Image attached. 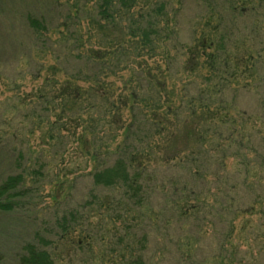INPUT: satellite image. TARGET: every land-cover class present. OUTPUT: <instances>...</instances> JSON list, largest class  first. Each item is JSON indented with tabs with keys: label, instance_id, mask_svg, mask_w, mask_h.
Returning <instances> with one entry per match:
<instances>
[{
	"label": "rangeland",
	"instance_id": "1",
	"mask_svg": "<svg viewBox=\"0 0 264 264\" xmlns=\"http://www.w3.org/2000/svg\"><path fill=\"white\" fill-rule=\"evenodd\" d=\"M83 1L0 0V184L10 175L23 176L21 190L13 196L12 209L0 211V264H18L26 243L50 252L55 264H126L124 260L130 258V245L136 251L141 249L140 255L151 264H199L204 260L206 264V247L210 243L206 239V206L190 219L191 225H186L179 217L172 225H166L161 218L163 210L156 205L163 197L152 192L150 208H141L139 213L144 216L133 220L139 216L129 211L122 190L94 184L92 173L111 164L125 146L124 126L131 118L132 100L127 106H121L119 100L129 99L130 87L139 90L137 82L145 89L147 80L141 66L153 71L157 66L168 69L166 88L174 87L176 95L182 94L183 89L188 96L196 95L199 89L206 90V50L198 45L201 40L205 42L206 33L211 34L206 20L213 17L210 26L214 25L224 0H148L147 7L154 10L158 25L168 24V39L159 43L163 47L157 50L159 55L125 59L118 65L112 62L113 74L101 79L112 89L115 106L111 110L109 104L97 97L89 101L93 108L87 113L81 112L79 116L75 111L72 116L61 115L59 98H54L49 105L40 94L43 92L50 97L55 87L65 80L72 86L89 88L91 82L69 76L75 77L80 68L84 69L80 56L106 47V40L95 30L96 7L93 1L86 4ZM75 3L80 5L76 15L70 10ZM160 3L164 4L162 14L155 11ZM224 14L227 16L223 29L231 30V36L226 37L228 64L234 66L248 47L259 49L264 36L257 39L248 36L254 17L232 19L234 17L228 13ZM30 15L43 22L46 27L43 35L48 39L33 35L28 23ZM259 27L264 29V25ZM59 31L66 42L55 43L61 35ZM164 52L167 55H163ZM56 56L65 63L64 71L54 68L58 84L51 86L45 83V76L50 74ZM239 63L240 67L230 78L226 96L228 99L236 96L238 106L252 115L259 109L258 97H264V93L254 90L255 75L249 69L245 71L244 63ZM192 65L194 72H188L186 68ZM263 67L264 61L259 64L260 73L264 72ZM245 82L252 85L250 90H234ZM254 121L247 122L244 129L252 130L258 124ZM182 122L177 124L166 149L169 154L196 149V142L185 137L190 121ZM135 145L145 147V142H135ZM204 148L202 153L206 156V146ZM155 156L149 163L153 168H156ZM174 162L175 172L183 182L187 179L185 169L177 163L178 159ZM225 163L228 171L238 168L236 158L227 157ZM157 164L160 166L159 161ZM203 169L204 179L191 181V184L206 200V166ZM250 173V180H254L259 171L252 165ZM146 214L151 219L145 217ZM247 219L251 224L259 223L256 216ZM238 227L237 234L243 236L252 225L245 226L238 220ZM252 233L249 245L245 242L240 248L242 253L237 256H240L237 264H252L253 258H256L254 264H264V239H256L261 232Z\"/></svg>",
	"mask_w": 264,
	"mask_h": 264
},
{
	"label": "trees",
	"instance_id": "2",
	"mask_svg": "<svg viewBox=\"0 0 264 264\" xmlns=\"http://www.w3.org/2000/svg\"><path fill=\"white\" fill-rule=\"evenodd\" d=\"M89 1H93L96 7L98 19L94 22L95 30L106 40V47L90 50L85 57L80 56L84 69L80 68L75 77L69 76L71 79L91 82L89 88L72 86L65 80L55 87L50 97L40 90L42 92L40 96L49 105L54 102V98H59L61 115L72 116L75 111L79 116L81 112L85 114L93 108L89 101H94L93 98L97 97L109 104V110L114 108L115 102L110 92L112 89L107 88L109 85L102 83L101 80L109 73L113 74L110 69L112 62L118 65L123 64L125 59L141 56L152 58L159 55L157 50L162 47L159 43H164V40L168 39L166 32L168 24H164L163 27L158 25L154 10L147 7L148 0H84L83 3ZM222 4L223 7L217 12L218 16L212 27L210 24L213 17L206 20V27L210 28L211 34L206 33L205 42L201 40L199 45H195L206 50V90L199 89L196 95L188 96L183 93V89L182 94L176 95L174 87L170 90L166 88L165 74L168 69L159 66L160 69L157 66L153 71L147 66L143 68L141 66L143 77L145 76L147 80L145 89L137 82L139 90L130 87L129 99L119 100L121 106H127L132 100L129 107L131 118L124 126L125 146L111 164L92 173L94 184L122 190L129 211L136 212L139 216L133 217V220L144 216L139 212H142L141 208L149 207L152 203H150L152 192L163 197V201L156 205L163 210L161 218L166 225H172L176 217L181 218L186 225H191L190 219L195 218V213L206 206V235L208 234L206 239L210 240L206 247V264H237L240 257L237 256L242 253L240 248L245 242L249 245L248 240L254 235L253 231L261 232L256 239H264V147H261V144H264V97H258L260 110L256 109L252 116L248 115L251 113L249 110L238 106L236 96L233 99L226 96L227 87L231 86L230 78L234 77V71L240 67L239 62L244 63L242 66L245 71L249 69L255 76L253 86L245 82L240 89L234 90L247 91L252 86L256 92L264 93V72H259V64L264 61V39L260 41L263 47L255 50L252 46L248 47L240 56V60H236L234 66H231L228 64L226 46L228 41L226 37L231 36V30L223 29L227 16L224 13L234 17L232 19L254 17L248 36H254V39L264 36V29L259 27L264 25V0H224ZM138 6L142 8L139 11ZM163 8L164 4L160 3L155 11L162 14ZM70 10H74L73 14L76 15L80 11V5L75 3ZM28 23L36 38L48 39L47 35H43L46 34V27L41 20L30 15ZM124 30L126 40L122 34ZM59 33L61 35L55 43L66 42L67 39H63L61 31ZM76 35L77 32L74 35L75 39ZM163 55L167 53L164 52ZM64 64L60 58L55 57L50 74L45 76L46 84L51 86L58 84L54 68L58 67L64 71ZM186 70L194 72L193 65ZM252 74L249 73L250 76ZM125 90L128 89L125 87ZM150 92L152 94H149ZM88 116L90 119H87L91 121V114ZM252 120L258 124L254 125L252 130L246 131L244 129L246 123ZM188 121L190 124L185 131V137L196 142V149L169 154L166 149L174 137L177 124ZM156 136L159 140L152 141ZM139 141H144L145 147L136 146L135 142ZM204 146L206 156L202 153ZM152 156H155L153 161L156 168L149 164ZM227 157L238 160L236 170L231 172L226 169ZM177 159L180 167L185 169L187 179L183 182L181 176L175 172L174 161ZM158 161L160 166L157 164ZM252 165L260 173L253 178L254 180H250ZM203 166H206V200L203 193L194 190L191 184V181L204 179ZM159 168L162 170L159 171ZM22 182L23 176L18 174L8 176L0 184V211L8 212L12 209L13 196L19 194ZM148 216L151 219L150 215H145ZM250 216H256L259 223L251 224V220L247 219ZM238 220L244 222L245 226L252 225L255 228H248L246 235L240 236L237 234ZM128 249L130 258L124 260L126 264H151L140 255L141 249L136 251L133 245ZM247 253L251 255L250 251ZM253 259L252 264L256 258ZM17 263L55 264L50 252L38 248L33 243H26L23 246V253L19 255ZM199 264H205V260Z\"/></svg>",
	"mask_w": 264,
	"mask_h": 264
}]
</instances>
